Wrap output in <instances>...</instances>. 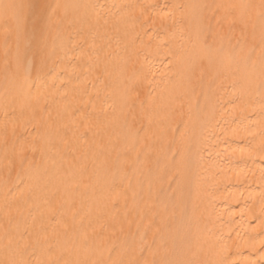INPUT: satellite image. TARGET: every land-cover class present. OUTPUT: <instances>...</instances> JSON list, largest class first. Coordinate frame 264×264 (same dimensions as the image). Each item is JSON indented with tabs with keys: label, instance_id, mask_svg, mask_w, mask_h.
I'll use <instances>...</instances> for the list:
<instances>
[{
	"label": "bare ground",
	"instance_id": "bare-ground-1",
	"mask_svg": "<svg viewBox=\"0 0 264 264\" xmlns=\"http://www.w3.org/2000/svg\"><path fill=\"white\" fill-rule=\"evenodd\" d=\"M259 10L0 0V264H264ZM162 190H194L178 207L187 235L154 208ZM179 236V252L165 247Z\"/></svg>",
	"mask_w": 264,
	"mask_h": 264
},
{
	"label": "rangeland",
	"instance_id": "rangeland-1",
	"mask_svg": "<svg viewBox=\"0 0 264 264\" xmlns=\"http://www.w3.org/2000/svg\"><path fill=\"white\" fill-rule=\"evenodd\" d=\"M49 11H50L49 9H37L36 10V15L41 19L42 22H45L46 19L49 17ZM256 15H257L256 22H259V21H262V20L264 21L263 13L261 12V10H259ZM29 31L32 33V38L35 39L34 37L36 35V31L34 29H29ZM39 45H41V43H39ZM32 46H33V44H32ZM32 49L33 48L30 45L29 48L27 49V52H26V54L28 56L32 55V52H31ZM43 54H47V55L51 56V53L50 52L48 53L47 51H44ZM38 69H39V62L35 60L30 67L25 69V74H26L27 77L35 75V73L38 71ZM138 127L139 128H137V133L135 135V140H134L135 148L138 147V136H139V134H141V130H143V128H141V125L138 126ZM122 142H123V144H126V141L124 140V138H123ZM119 160H120V157H118L117 162H119ZM157 166H158V164H157ZM126 176H127V178H131V176L132 177L135 176L137 179H138V177H140L139 174H137V173L132 174L131 172L128 175H126ZM177 176L180 177V178H184V177L188 178L189 176L191 177L190 169L189 170L188 169L182 170L181 173H179ZM135 185L137 186L138 183L135 184ZM131 188L133 189V190L131 189V193L132 194H131V198H130L132 200L135 196H137L138 189H136V187H134V185ZM193 192H194V190H192V191H190L188 193L187 192L184 193L182 196L184 198H186V197H188V198L185 199V201H183V199L178 201L175 196H171L170 195L169 190H162L161 194H162V196H164L166 198V201L161 203V204L159 202H156L155 204H153L154 208H158L159 209L160 207H164L166 210L171 211V212H173V210H175V212H174L175 220H173L171 223H174V225H176L177 227H180L179 232H178V235H180V236L181 235H187L188 233H190L191 229L187 228V229L183 230L184 229V225H183L184 223L183 222L181 223V222L178 221V215H179L178 214V212H179L178 207L180 205H184L186 208H188L187 210L190 211L191 197L193 196ZM186 220H187V218H185V221ZM143 229H145V221L144 222L142 221L139 230L141 231ZM137 233L139 234V231H135L134 234H137ZM180 236L177 237L175 240H172L171 242L166 244L165 247L167 249H170L174 253L179 252L178 251L179 250V246L181 245V242H180V239H179ZM138 264H157V260H156L155 257L142 255V257H140V260H139Z\"/></svg>",
	"mask_w": 264,
	"mask_h": 264
}]
</instances>
